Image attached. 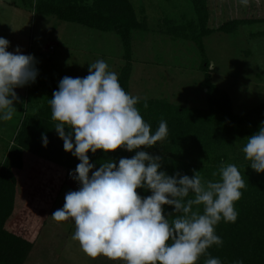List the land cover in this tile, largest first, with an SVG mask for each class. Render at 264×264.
<instances>
[{"label": "rangeland", "instance_id": "374dc122", "mask_svg": "<svg viewBox=\"0 0 264 264\" xmlns=\"http://www.w3.org/2000/svg\"><path fill=\"white\" fill-rule=\"evenodd\" d=\"M67 2L111 18V23L126 19L129 48L113 25L104 30L60 20L55 7ZM204 7L203 18L195 0H0V36L10 41L8 51L19 46L23 54H33L39 70L35 83L15 89L19 100L14 102L13 119L0 121V168L20 134L32 137L43 121L49 100L47 80L84 77L90 64L103 59L119 79H126L127 92L140 97L142 115L150 125L152 120H165L175 126L181 118L198 127L187 143L188 150L164 140L144 149L163 157L162 170L189 176L198 171L205 180L215 181L220 177L213 173L222 163L235 164L246 185L252 183L256 171L243 147L247 137L264 126V0H249L247 5L240 0H204ZM232 21L240 22L231 29L227 23ZM209 83L229 97L234 119L212 118ZM233 124L237 125L234 132ZM203 131L210 137L193 142ZM60 168L25 151L20 167L0 169V227L34 243L17 259L12 257L13 264H125L102 254L87 255L72 239L74 223L51 217L63 207L65 194L79 187L68 177L75 168ZM260 199L263 204L264 193ZM164 208L166 213L173 211ZM257 208L245 222L262 228V235L264 208ZM197 209L202 212L203 205ZM180 214L173 213L169 219ZM221 222L226 223L217 224L218 235ZM220 237L224 241L226 233ZM8 243L0 238V246ZM227 250L223 242L208 252L223 264H235L237 260ZM206 258L201 256L198 264Z\"/></svg>", "mask_w": 264, "mask_h": 264}, {"label": "clouds", "instance_id": "9594fccd", "mask_svg": "<svg viewBox=\"0 0 264 264\" xmlns=\"http://www.w3.org/2000/svg\"><path fill=\"white\" fill-rule=\"evenodd\" d=\"M9 46L0 36V121L13 119L19 100L15 89L35 83L39 73L33 54H23L19 46L8 51ZM139 101L103 59L90 64L86 76L59 81L49 101L51 114L64 150L79 160L69 172L79 187L65 194L63 207L51 217L71 220L72 239L91 257L102 254L125 264H198L206 256L204 264H223L208 249L223 244L217 224L237 219L235 203L246 187L240 170L222 163L213 173L220 177L215 181L205 180L198 171L169 175L162 170L163 157L144 150L168 137L167 121L161 120L153 132ZM143 106L148 107L146 98ZM42 141L46 147L44 134ZM118 148L137 151L118 162L106 159L98 168L90 162L89 152L107 154ZM243 152L253 170L264 172V126L247 137ZM137 189L151 194L141 196ZM165 205L174 206L173 211L166 213ZM193 205H203V212L194 211ZM173 213L181 214L169 219Z\"/></svg>", "mask_w": 264, "mask_h": 264}, {"label": "trees", "instance_id": "16d2710c", "mask_svg": "<svg viewBox=\"0 0 264 264\" xmlns=\"http://www.w3.org/2000/svg\"><path fill=\"white\" fill-rule=\"evenodd\" d=\"M120 7L121 8L119 9H122V5H120ZM195 7L197 11L202 12L201 14L204 18V0H195ZM121 11L122 10H120V12ZM55 12L57 13V16L60 18V20L66 22L84 24L104 30L111 29V26L113 25V29L122 37L125 46L129 48L130 25H128V21L126 19H113V23H111L109 22L111 18L101 17L98 14L95 15L90 9L78 7L74 4V2H67L62 6L55 7ZM238 22L240 21H232L228 22L227 24L230 25V28L232 29ZM47 81L49 100L46 109L42 113L43 121H41L38 127L34 129L32 137L29 138L28 134H20V138L13 146L10 156H8L5 160L4 167L0 168L3 171H5L7 168L15 169L20 167L22 155L25 151L38 159H43L45 161L57 164L61 168H75L79 163V160L76 157L64 150L63 140L59 138L54 128L57 121L52 119L51 105L49 101L52 98L53 91L58 89L59 82L52 79H48ZM119 81L121 86L127 92L126 79L123 77L120 78ZM207 99L211 107L212 118L221 120L227 117L230 119L232 117L231 102L229 97L224 91L219 90L211 83H209L207 86ZM137 106L142 114L143 107H141V103L139 102ZM143 118L145 120L147 117ZM234 118L235 117H232V119ZM238 122L239 121H237V124L239 125ZM159 123L160 122L158 121L152 120L151 125L158 128ZM174 124L175 126H172L173 124H171L170 121L167 123L168 137L164 139V141L168 143L174 142L181 145V148L188 150L190 146L187 143L193 132H195L198 127L195 125L192 126L188 119L182 120L181 118L176 119ZM235 126L237 125H231L233 132L236 128ZM27 131H30V128H28ZM202 133L203 134H196L193 138V142L197 143L202 141L203 138H209L211 135L206 131H203ZM42 134L47 136L48 143L46 147L43 146ZM135 151L136 150L127 151L123 148H118L114 151H109L107 154H105L103 150H97L95 154H92L91 152L88 154L90 156V162H94L98 168L100 163L105 162L106 159H111L118 162V160L122 157L130 158L135 154ZM223 159L224 158L221 157V160ZM1 174L2 173H0V176ZM254 179L255 180L252 183H248V185H246V187L241 190L243 195L235 203V208L240 215V218L237 217L235 222H226L227 224L221 222V226L218 229L219 231L217 230L219 236L226 233V238L223 242L225 249H228L227 254H231L236 260H242L243 264H264V233L261 235L262 228H254L245 222L248 220L246 217H248L254 210V206L259 207L257 210L264 208V202L263 204H260L262 203L260 199L261 194L264 193V172H256L254 174ZM137 192L141 196H147L151 194L149 190L145 189H137ZM189 198H193L191 194ZM168 206L169 205H166V210ZM198 206L199 205H193V210L197 209ZM169 207L173 208L174 206ZM0 238H5L9 241L7 245L0 246V262L5 264H13L14 260L12 257L17 259L16 256L18 254L27 252L34 244L33 242H26L23 238L21 239L11 235V233L2 230L1 227Z\"/></svg>", "mask_w": 264, "mask_h": 264}, {"label": "built area", "instance_id": "2783aa9c", "mask_svg": "<svg viewBox=\"0 0 264 264\" xmlns=\"http://www.w3.org/2000/svg\"><path fill=\"white\" fill-rule=\"evenodd\" d=\"M69 175V174H68ZM68 177H70V176H68Z\"/></svg>", "mask_w": 264, "mask_h": 264}]
</instances>
